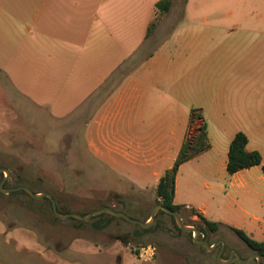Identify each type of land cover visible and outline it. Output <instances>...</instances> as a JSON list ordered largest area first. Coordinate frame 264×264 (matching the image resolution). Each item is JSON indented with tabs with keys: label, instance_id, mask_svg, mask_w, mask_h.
<instances>
[{
	"label": "crops",
	"instance_id": "1",
	"mask_svg": "<svg viewBox=\"0 0 264 264\" xmlns=\"http://www.w3.org/2000/svg\"><path fill=\"white\" fill-rule=\"evenodd\" d=\"M11 1L0 7V75L6 80L0 85L11 88L21 105L26 102L29 113L38 109L40 118L60 120L63 137L69 126L80 125L84 149L76 155L82 158L77 175L90 178L92 185L79 180L77 189L148 192L152 209L160 200L161 177L185 141L206 125L210 145L179 167L174 203L264 241V117L252 115L243 123L237 115L242 110L236 102L243 95L237 86L244 74L241 64L231 59L234 69L220 72L227 86L215 107L196 105L195 73L168 68L160 51L134 69H121L138 43L149 41L151 27L156 34L161 31L175 0L166 13L157 8L159 0ZM132 31L135 43L125 48L121 39L132 44ZM238 132L247 135V149L259 151L263 161L230 174L228 153ZM184 187L192 195L204 192L208 200L199 206L183 202ZM132 206L135 219L149 220L144 209ZM125 245L131 251L130 242Z\"/></svg>",
	"mask_w": 264,
	"mask_h": 264
},
{
	"label": "rangeland",
	"instance_id": "2",
	"mask_svg": "<svg viewBox=\"0 0 264 264\" xmlns=\"http://www.w3.org/2000/svg\"><path fill=\"white\" fill-rule=\"evenodd\" d=\"M11 4V0H0V7ZM174 8L161 31L156 34L151 27L149 41L138 43L133 54L125 57L121 69H134L142 58L160 51L168 68L195 73L196 105L215 107L221 101L220 92L227 86L225 79L220 80V72L234 69L232 62L237 61L244 72L237 83L243 91L236 100L242 107L237 115L243 123L252 115L264 117V46L260 45L264 42V0H175ZM135 34L132 31V44L121 39L125 43L123 47H133ZM3 79L0 75L4 84ZM21 101L11 88L0 85V138L4 140L0 139V167L11 172L10 175L0 172V176L3 173L7 177L8 188L22 182L33 191L50 192L62 209L80 215L102 208L101 203L119 205L120 199L144 209V218L149 216L148 192L77 189L82 186L79 180L88 182L83 183L88 187L92 185L90 178L77 175L82 158L76 155L84 149L80 125L69 126L68 134L63 137L60 120L40 118L38 109L29 113L24 109L29 105L26 102L21 105ZM86 161L90 163L89 158H83ZM182 191L185 203L199 206L208 200L204 192L195 190L192 195L186 187ZM16 192L0 191L2 264H220L215 251H206L193 243L187 232L177 230L167 214L159 213L148 227L149 232L138 228L136 233L137 227L127 221L126 231L135 229L134 232L115 241L117 237L106 235L114 231L112 227L101 230L90 221H77L73 217L57 219L47 199H34L21 190ZM125 214L135 218L129 210ZM180 215L187 225L197 228L201 225L199 217L193 219L191 209L183 208ZM209 233L210 242L223 239L243 257L255 252L227 227ZM128 242L131 251L125 245ZM149 244L156 247L153 258L146 262L139 260V248ZM227 256L222 257L226 260ZM261 260L264 263V258Z\"/></svg>",
	"mask_w": 264,
	"mask_h": 264
},
{
	"label": "trees",
	"instance_id": "3",
	"mask_svg": "<svg viewBox=\"0 0 264 264\" xmlns=\"http://www.w3.org/2000/svg\"><path fill=\"white\" fill-rule=\"evenodd\" d=\"M173 0H159L156 5L157 8L161 12H168ZM247 143L248 138L247 135L243 132H238L233 140L230 143L229 153H228V164H227V170L230 174L235 173L239 170L249 168L253 165H260L262 164V155L259 151H249L247 149ZM210 143L207 136L206 131V125L201 126L200 132L193 138L188 139L185 141V143L182 146L181 152L175 161L174 165L165 172V174L161 177L160 182L158 184L156 193L157 196L160 198L158 203L163 204L164 206L181 213L182 209L184 208L183 205H178L174 203V195H175V179L177 172L179 170V167L184 162L188 161L189 159L193 158L200 152L206 150L209 147ZM264 169V164L262 165ZM8 169V168H7ZM4 178V174L2 173L0 176V181ZM8 182L9 180L6 179L4 183V188H8ZM24 183L19 182L18 185H23ZM15 186V187H16ZM23 193L28 195L24 190H21ZM36 192V191H34ZM17 193L16 191L11 192V194ZM51 205V202L48 198L45 197ZM59 206V205H57ZM52 210V205H51ZM59 210V207H58ZM61 212V210H59ZM69 210H63L62 213H70ZM52 213L55 218L56 215L54 214L53 210ZM167 214L164 211L160 210L156 214V218L158 214ZM192 214H197L198 217L201 219V225H199V229L202 233L207 232H216L220 228V224L217 222H212L207 219H205L200 213H198L196 210L191 209ZM169 217H171L172 221L174 222L176 228L178 231L182 232L178 225L175 222V218L172 215L167 214ZM181 216V215H180ZM182 217V216H181ZM58 219V218H57ZM75 219V218H73ZM79 221L78 219H75ZM185 223V222H184ZM158 224V221L156 222ZM186 224V223H185ZM140 230L143 232H149L150 228H142L140 227ZM233 232L236 233L251 249H253L257 254L261 256V258H264V241H257L253 238H251L249 235H247L243 230L232 228ZM189 237L192 240V233L187 232ZM202 248V246H200ZM217 261V260H216ZM218 262V261H217Z\"/></svg>",
	"mask_w": 264,
	"mask_h": 264
},
{
	"label": "water",
	"instance_id": "4",
	"mask_svg": "<svg viewBox=\"0 0 264 264\" xmlns=\"http://www.w3.org/2000/svg\"><path fill=\"white\" fill-rule=\"evenodd\" d=\"M0 172H6L8 173V175H10V170L5 168V167H0ZM7 177H4L1 181H0V191H4L5 193H10V192H14L17 190H24L26 193H28L31 197H33L34 199H42V198H48L51 202L52 205V210L54 212V214L56 215V217H60V218H69V217H73L75 219H79L81 221H88L92 216L100 214V213H110L111 215L117 216V217H121L127 221L133 222V223H137L140 227L143 228H148L150 227L156 220V214L162 210L165 213L172 215L175 218L176 224L178 225V227L180 228V230L185 231V232H190L193 233L194 235H192V241L193 243L203 246V248L206 251H214L216 248L217 243L215 244H210L207 240H202L200 239V234H201V230L195 226L192 225H187L183 222V219L181 218L180 214L166 206H164L161 203L156 204L153 209L151 210L150 213V218L148 221H141L135 218H131L130 216H128L127 214H125L124 212L121 211H116L115 209H113L112 207L106 206V207H102L99 209H95L93 211H91L90 213H88L87 215H80L76 212H70V213H61L58 210V206L56 203L55 198L53 197V195L50 192H34L33 190H31L29 187L25 186V185H18L16 187H12V188H4V183L6 181ZM109 221V220H108ZM107 221V223H108ZM139 231L137 230L136 233H138ZM135 233V235H136ZM224 246H225V242L222 241V247L220 249V251L217 254V260L218 263L220 264H228L229 262H231L233 255H236L237 259L242 262V263H250L251 261H253L254 259H256L257 264H262L261 263V256L259 254H254L252 257H250L249 259H243L240 257V255L238 253H236L235 251H233L232 255L230 256L229 259L224 260L223 259V250H224Z\"/></svg>",
	"mask_w": 264,
	"mask_h": 264
},
{
	"label": "flooded vegetation",
	"instance_id": "5",
	"mask_svg": "<svg viewBox=\"0 0 264 264\" xmlns=\"http://www.w3.org/2000/svg\"><path fill=\"white\" fill-rule=\"evenodd\" d=\"M119 201H121L122 203H119V205L113 204V205H110L109 207H112L116 211H121V212L126 213L129 210V208H131V206H132L130 203H126L123 200H119ZM91 211H93V210H91ZM88 221H90V224L94 223L95 225H97V227H99L98 229H101V230L102 229H106L108 227H112V229L114 231L113 232H109L106 235L108 237H117V238H119L121 240L123 238L127 237V235L129 233H133L134 230H135L134 229L133 231H126L125 223H128L127 220H125V219H123L121 217H117V216L111 215L110 213H107V212L94 215ZM107 221H108V223H107ZM130 223L134 224L137 227L136 229L139 230L138 228H140V226L137 223H133V222H130ZM201 234H202V240H207L211 245L217 243L216 248L214 250L216 252V256H217L218 252L220 251V249L222 247V241H224V240L223 239H217L214 242H210V240H209L210 239V233L209 232H207V233H202L201 232ZM201 234H200V236H201ZM202 248H203V246H202ZM233 251L238 253L240 255V257L243 258V259H249L254 254H257L256 252H254L249 257H243L242 254L237 249H233V248L228 247L226 242H225L223 255L224 254H228L227 259H229L230 256L232 255ZM261 263H262V260H261ZM228 264H257V261H256V259H254L250 263H242V262H240L237 259L236 255H233V258H232L231 262H229ZM262 264H264V263H262Z\"/></svg>",
	"mask_w": 264,
	"mask_h": 264
},
{
	"label": "built area",
	"instance_id": "6",
	"mask_svg": "<svg viewBox=\"0 0 264 264\" xmlns=\"http://www.w3.org/2000/svg\"><path fill=\"white\" fill-rule=\"evenodd\" d=\"M155 252V247L153 245L142 246L139 251V257L144 261L152 258Z\"/></svg>",
	"mask_w": 264,
	"mask_h": 264
}]
</instances>
